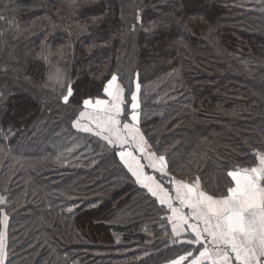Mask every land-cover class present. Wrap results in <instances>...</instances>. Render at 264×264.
<instances>
[{"label": "trees", "instance_id": "obj_1", "mask_svg": "<svg viewBox=\"0 0 264 264\" xmlns=\"http://www.w3.org/2000/svg\"><path fill=\"white\" fill-rule=\"evenodd\" d=\"M57 68L74 89L68 104L48 79ZM136 73L141 130L171 176L198 175L211 192L233 166L257 164L264 0H0V129L15 133L0 137L5 264H170L197 254L118 148L74 126L80 101L105 98L112 74L130 99Z\"/></svg>", "mask_w": 264, "mask_h": 264}, {"label": "snow or ice", "instance_id": "obj_2", "mask_svg": "<svg viewBox=\"0 0 264 264\" xmlns=\"http://www.w3.org/2000/svg\"><path fill=\"white\" fill-rule=\"evenodd\" d=\"M43 58L47 60L46 56ZM48 79L64 89L62 100L65 104L74 98L72 83H65L59 68L50 73ZM133 83L134 90H130V99L126 100L125 87L118 75L112 74L103 86L105 98L88 96L80 101L81 110L74 126L94 132L108 145L118 148L119 160L134 177V182L171 210L169 219L176 222L173 225L176 236L181 235L183 225L194 221L189 225L193 237L185 243L199 245L198 256L189 251L170 264H183L188 257H193L190 264H205V261L210 264H264V152L254 153L258 160L256 166L236 165L226 171L223 174L226 182L217 181L211 192L202 186L198 175L191 182L171 176L166 156L150 150L151 145L140 127L139 73ZM126 104H130L128 112ZM122 120L130 122L122 123ZM14 135L11 126L0 129L2 138ZM146 169H152L160 177H168L169 187ZM176 201L179 208L174 206ZM3 202L4 198L0 197V203ZM184 208L190 209L191 214L185 215ZM2 223L5 231H0V264H5L7 214L3 215Z\"/></svg>", "mask_w": 264, "mask_h": 264}, {"label": "crops", "instance_id": "obj_3", "mask_svg": "<svg viewBox=\"0 0 264 264\" xmlns=\"http://www.w3.org/2000/svg\"><path fill=\"white\" fill-rule=\"evenodd\" d=\"M150 150H151V149H150ZM151 151H152V150H151ZM137 154H138V153H137ZM257 164H258V161H257ZM257 164H255L254 166H256ZM246 167H252V166H246ZM146 172H147L148 174H151V175H156L157 179H160V180L162 181V183H164L165 187H169L167 177H160L159 174H158V173H154V172L152 171V169H146ZM177 179H178V178H177ZM170 190H171V189H170ZM166 206H167V205H166ZM174 206L177 207V208L180 207L178 201L174 202ZM182 211H183V213H184L185 215H190V214H191V210H190V209L184 208ZM170 216H172V212H171V210H170ZM193 222H194L193 220H189V221H188V224L183 225V230L181 231V235L176 236V234L173 232V225H174V223H176V222L173 221V220H171V224H172V228H171V230H172L173 235H174L176 238H178L181 242H184V241H187V240H189V239H192L193 234L191 233V229H190L189 225H190L191 223H193ZM197 246H198V248L200 247L199 245H197ZM195 256H198V252H197V254H196ZM192 258H193V257H192ZM192 258H190L189 260H186V262H184L183 264H190V261H191ZM205 264H210V262L205 261Z\"/></svg>", "mask_w": 264, "mask_h": 264}, {"label": "water", "instance_id": "obj_4", "mask_svg": "<svg viewBox=\"0 0 264 264\" xmlns=\"http://www.w3.org/2000/svg\"><path fill=\"white\" fill-rule=\"evenodd\" d=\"M252 153L254 155L255 152H252ZM0 197H3L4 198V202L3 203H0V205H6V204L9 203L10 197H9L8 191H2V190H0ZM176 242L177 241L174 240L172 243L175 244Z\"/></svg>", "mask_w": 264, "mask_h": 264}, {"label": "rangeland", "instance_id": "obj_5", "mask_svg": "<svg viewBox=\"0 0 264 264\" xmlns=\"http://www.w3.org/2000/svg\"><path fill=\"white\" fill-rule=\"evenodd\" d=\"M19 115H18V119H21V120H23L24 118H25V116H24V113H18Z\"/></svg>", "mask_w": 264, "mask_h": 264}]
</instances>
